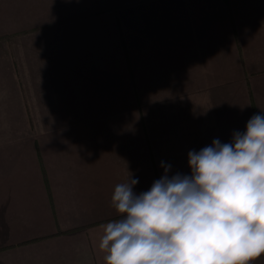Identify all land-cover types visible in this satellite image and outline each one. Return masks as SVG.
<instances>
[{"label": "crops", "instance_id": "1", "mask_svg": "<svg viewBox=\"0 0 264 264\" xmlns=\"http://www.w3.org/2000/svg\"><path fill=\"white\" fill-rule=\"evenodd\" d=\"M261 112L264 0H0V264H106L118 183Z\"/></svg>", "mask_w": 264, "mask_h": 264}, {"label": "clouds", "instance_id": "2", "mask_svg": "<svg viewBox=\"0 0 264 264\" xmlns=\"http://www.w3.org/2000/svg\"><path fill=\"white\" fill-rule=\"evenodd\" d=\"M188 166L169 176L162 163L139 194L132 175L115 186L121 218L104 226L106 264H250L264 254V112L231 142L189 151Z\"/></svg>", "mask_w": 264, "mask_h": 264}, {"label": "rangeland", "instance_id": "3", "mask_svg": "<svg viewBox=\"0 0 264 264\" xmlns=\"http://www.w3.org/2000/svg\"><path fill=\"white\" fill-rule=\"evenodd\" d=\"M130 109H132V105H131V108ZM142 109H145V103L143 104V108Z\"/></svg>", "mask_w": 264, "mask_h": 264}]
</instances>
